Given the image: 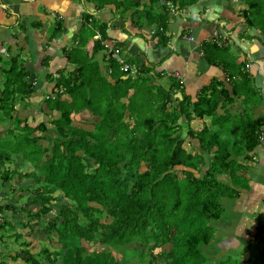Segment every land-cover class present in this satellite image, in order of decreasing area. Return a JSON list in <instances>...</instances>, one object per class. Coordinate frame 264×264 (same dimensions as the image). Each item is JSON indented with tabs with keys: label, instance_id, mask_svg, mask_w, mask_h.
<instances>
[{
	"label": "trees",
	"instance_id": "1",
	"mask_svg": "<svg viewBox=\"0 0 264 264\" xmlns=\"http://www.w3.org/2000/svg\"><path fill=\"white\" fill-rule=\"evenodd\" d=\"M199 1L96 0L93 10L126 13L131 27L139 30L137 35L147 38L154 31L151 46L163 49L170 39L169 22ZM240 1L246 7L239 15L248 28L259 26L264 39V0ZM81 16L83 32L63 51L66 65L71 67L46 77L53 82L52 97L48 94L42 99L46 112L34 125L29 124L32 111L20 113L16 107L35 88L26 78L21 59L11 56L3 69L0 186L10 188L15 183L19 192L11 198L2 192L0 245L7 244L4 241L10 235L14 241L29 235L39 247L31 252L30 240L22 239L18 244L25 248L0 253V264H119L113 251L129 253L126 246L138 253L134 264H153L155 258L161 264H264V244L250 249L245 258L234 248L218 254L205 250L219 237L216 225L225 217L224 202L238 200L249 187L241 173L248 167L240 160L250 157L264 124V116L245 114L251 110L248 105L256 104V89L242 62L227 61V44L203 42L200 57L209 65H224L229 79H211L192 98L174 80L161 91L158 113L147 115L146 110L138 109L142 106L136 110L133 105L134 94L148 97L152 91L150 67L137 68L135 77L143 73L147 80L138 82L108 55L103 59V75L94 59L102 46L91 38L95 32L105 41L114 38L106 23L92 20L88 12ZM115 41L114 46L121 44ZM130 60L137 62L134 57ZM176 92L180 98L173 97ZM236 98L239 107L234 106ZM84 109L96 116L90 130L72 124L71 115ZM216 110L220 113L215 114ZM192 119L202 126L193 130ZM48 126L54 131L53 136L48 134L50 138L46 136ZM183 142L192 150L187 151ZM22 160H28L31 169L22 170ZM26 190L27 196L22 192ZM22 196L26 204L17 205ZM18 211L25 213V220ZM11 215L18 226L27 228L24 233L6 234L13 228L6 227ZM39 232L48 239L54 233L57 245L43 242ZM247 238L251 244L264 241L263 218L254 219V232ZM139 245L147 251L135 249ZM155 248L158 251L153 253Z\"/></svg>",
	"mask_w": 264,
	"mask_h": 264
},
{
	"label": "crops",
	"instance_id": "2",
	"mask_svg": "<svg viewBox=\"0 0 264 264\" xmlns=\"http://www.w3.org/2000/svg\"><path fill=\"white\" fill-rule=\"evenodd\" d=\"M80 1V4H76L71 0H0V55L9 54L7 45L15 46L17 44L18 33L16 35V30L18 31V29L11 30L21 23V19L30 26L27 34H30L31 37L26 36L25 45L21 46L20 52H23L21 58L23 69L27 71L26 78L35 88L27 97L23 98V105L20 104L18 110L23 112L28 110L32 111V114L37 113V115L44 116L43 113L46 111L42 106L44 104L42 99L51 91L53 83L49 81L50 78L46 77L48 74L55 76L60 69L71 67V65H66L63 51L73 46L81 33V24L84 23L81 13L88 12L92 15V20L96 19L93 16L94 3L86 0ZM25 4L29 6L27 9L22 7ZM34 5L38 6V11L41 12L36 11ZM140 8H143L141 4ZM22 10L23 12L20 13ZM106 11L108 10H99L100 20L106 23L110 37L121 43L118 47L124 60L132 62L130 58L134 57L137 60V62L133 61L136 66H149L151 69L148 72V75H151L150 82L157 84L158 88L165 86L167 89L169 83H174L175 79L167 76V73L179 72L182 75L181 92L191 98L200 87L211 79L222 80L227 75L224 65H209L199 55L204 38L212 29L217 28L219 32L227 34L228 41L227 45L225 44L227 46V61L242 62L243 70L249 74L256 89L254 94L256 104L248 106L251 108L253 116H264V39L262 35L258 34L259 26L248 28L245 22H240L242 20L238 19L235 7L230 6L228 0H202V2L199 1V3L190 6L187 13L183 11L176 14L167 26L170 39L168 45L163 49L152 48L151 38L154 31L150 32L147 38H141L137 35L139 30L131 27L127 14H107ZM34 22H36V26L33 24ZM241 23L245 25L244 28L241 27L243 26ZM186 35H191L193 40H187L184 37ZM89 39L88 43L91 42ZM26 55L28 56L25 57ZM104 58L102 50L94 56L100 72L106 75ZM151 64L154 66L151 67ZM244 64H248V67L245 68ZM6 68L7 64L0 65V70ZM160 70L165 71L168 79L152 81L153 76H161L156 75ZM151 71L155 72V75ZM38 75L41 76V79H38ZM3 80L0 72V88ZM62 98H66L65 94ZM121 100L125 101V98ZM239 103L240 99L236 98L234 106L239 107ZM231 109L235 110L234 107ZM73 115L72 123L78 126L84 121L87 124L82 128L86 130H90L92 123L96 120V116L86 109L72 114L71 118ZM259 135V143L251 151L254 154L251 162L257 166L255 172L259 174V177H255V180L253 178L249 180L246 177L249 187L245 190L243 198L250 192L251 184L254 182H256L257 191H264V124L260 128ZM2 192L0 189V198ZM261 196V200H263L264 195L261 194ZM237 230L234 229L231 232L232 235L236 236L234 233ZM238 234H240V230H238Z\"/></svg>",
	"mask_w": 264,
	"mask_h": 264
},
{
	"label": "rangeland",
	"instance_id": "3",
	"mask_svg": "<svg viewBox=\"0 0 264 264\" xmlns=\"http://www.w3.org/2000/svg\"><path fill=\"white\" fill-rule=\"evenodd\" d=\"M71 1H73L76 4H80V2H81L80 0H71ZM86 1H91L94 3L96 0H86ZM228 1H229L230 6H232L233 8L235 7V11H236V13H238L237 14L239 17L238 19H240L241 18V16L239 15L240 9L242 7L245 8L246 4L242 3V1H240V0H228ZM22 7L27 9V7H29V6L27 4H25ZM33 7L36 11H38V6L34 5ZM108 9L109 8H106V9L104 8L103 10H108ZM23 10L20 13H22ZM24 11H26V10H24ZM38 12H41V11H38ZM106 13L107 14H109V13L113 14L110 10L106 11ZM99 14H100L99 11H95L93 14L94 18L100 20L101 17ZM125 14L126 13H124L123 15H125ZM21 16H23V15H21ZM241 20L242 21H240V22H244L242 18H241ZM20 21H21V23L19 25L14 26V28H12V30H11V31H13V29H18V31L16 30V35L18 33V36L16 38L17 44H15V46L14 45H7V46H9V54L0 55V61H1L0 65H4V64L6 65L9 61V59H8L9 56H14V55L18 56L19 52L22 49L21 46L25 45V38H27L26 36L28 35L31 37L30 34H27L30 26L27 24V22H24L22 19ZM34 21H36V20H34ZM35 23L36 22H34L33 24L35 25ZM242 25L243 26H241V27L244 28L245 25L244 24H242ZM80 32L82 33L83 31H80ZM141 38H142V36H141ZM20 43H21V45H20ZM34 48L36 49L35 45H34ZM22 55H23V52H20V57ZM27 56L28 55H26L25 57H27ZM140 56H142V55L140 54ZM21 61H23V60H21ZM0 72H1V78L4 79L5 77H4L3 70H0ZM151 72H152V74L155 73L153 71H151ZM165 74H166L165 71L157 72L156 75H161V76H156V77L153 76L151 79H152V81L153 80L155 81L157 79L161 80V81H165L168 79V77ZM136 75H137L136 73H133L131 75V77L133 79L135 78V80H138V82L142 81L143 83H147V80L144 79L143 73H142V76H140V77H135ZM38 79H41L40 75H38ZM148 82L150 84L152 83V82H150V79H148ZM143 85L144 84H142V86ZM152 87H153L152 91H151V93H148V97L145 95L143 96V95L134 94L135 97H134L133 108H135V107L137 108L138 105H140L142 107H138V109L146 110L147 115H150V113L151 114H157L158 113V111L156 110V107H157V104L159 103L160 98H161V94H162L161 91L166 90L165 86L164 87L161 86L160 88H158L157 84H153V83H152ZM156 87L158 88V90L156 89ZM131 93H132V90H130V93H128V95H130ZM62 97H64V95ZM20 104H21V102L17 103L16 107L20 108ZM42 106L45 108V104H42ZM138 109H136V110H138ZM127 111H129V109L125 108V114H127ZM148 111H149V113H148ZM250 111L246 110L245 114L251 115L252 110H250ZM19 112L24 113L23 111H19ZM218 113H220V112L218 110H216L215 114H218ZM23 115L24 114H22V116ZM32 115L34 116V118H33V121H31V120L29 121L30 125H32V124L34 125L35 123L40 121V119L43 118L42 115H37V113H36V116L34 114H32ZM72 119H74V115L72 116ZM131 121L132 120L130 119L129 122H131ZM203 121L205 123L209 122V117H204ZM85 124H87V123L82 121V124L81 125L78 124V126L80 128H82V127H84ZM201 126H202L201 121H196L195 119L194 120L192 119V121H190V127L193 128V130H196L198 127H201ZM208 127L211 129L213 128L210 125ZM2 129L3 128L0 127V133H2V131H3ZM182 133H184V131H182ZM48 134L50 136L54 135V131H53L52 126H48V131L46 132L47 138L49 137ZM43 136H44V134H43ZM221 137H223V135ZM49 141H50V139H49ZM39 142L42 145L47 144L44 139H39ZM182 146L185 147L187 149V151L192 150L189 147L188 143H186V142H183ZM253 155L254 154L250 153V157L248 159L245 158V159L240 160V162L242 164H244V166L246 165L248 167L245 172L244 171H242V172L240 171V172L245 177H248L249 180H252V178H253V180H255L254 179L255 177H257V178L259 177V174H257L255 172V170H257V166L251 162ZM21 162H22V164H20V165L22 167V170L26 171V170L31 169V165L28 163V160L27 161L22 160ZM13 166H14L13 163L10 164V167L13 168ZM143 169H144V166L141 164L140 170H143ZM9 183H11V185H13L12 184L13 180H11V182H9ZM10 188H11V191H10ZM10 188L8 186H3V187L0 186L1 191L5 192L9 198H11L12 196L16 195L19 192V188L17 186H15V183ZM22 192H23V195H25V196H27V194H29V190L22 191ZM261 194L264 195V191H257L256 182H254L253 184H251L250 192H248V194L246 195L245 198H243V196H244L243 195L242 197H240L238 199L239 201L227 200L224 202V209H223L222 214H224L225 217H222L223 219L220 218L218 221V224L216 225V233L219 234V237L217 238L216 243L214 245L212 244L211 246H208L205 248L207 253L218 254V252H220V251L224 252V251L229 250V248H234L236 253H241V257L245 258L247 256L248 252L250 251V249L255 250L256 248L261 247L264 244L263 240L262 241L254 240L252 242V244L247 241V239H248L247 235H249L251 237L253 232H254V219L256 217H261L264 219V199L261 200L262 199ZM25 196H22L19 200H17L18 202H16V204L17 205H22L24 203L26 204V197ZM0 199H2V196ZM230 207H232V208H230ZM17 214L21 220L22 219L25 220V216H24L25 213L24 212L18 211ZM6 221H7L6 227H9V225H13V228L9 229L6 234H11L13 231H16V232L18 231V232L24 233L27 229L26 227L22 228L21 226H18L17 223L15 222V220H12V215L8 219H6ZM31 223H32V221H31ZM234 229L240 230V234H238V230L234 233L235 235H239L238 237L231 234V232ZM6 230H7V228L4 229L5 232H6ZM39 234H40L39 236L41 237L43 242L50 243V244L52 243L53 246L57 245V243H55V241H54L55 238H53L54 233L50 234V235H52L51 239H48L43 233L39 232ZM13 239H14L13 235H10L9 238H7V240L4 241V242H7V244L3 245L4 248H3V246L0 245L1 246L0 253L15 252L18 248L24 249L25 247H21V244L20 245L18 244L22 239L23 240H30L31 244H30V246H28V248L31 252L36 251L39 247L37 240L34 238H31V236H29V235H23L22 238H19L16 241H14ZM126 247L127 248H125V249L129 253L124 251V253L122 255H120L115 250L113 251V254L116 256V259L119 262V264L137 263V259L139 257L138 253H135V251L133 249H131L132 248L131 246H126ZM135 249H137L138 251L140 250L142 252L147 251V247H145L144 245L143 246H141V245L135 246ZM152 251H153V253H156L158 251V248H155ZM222 257H224V255H222ZM19 262H22V259H20ZM41 264H43V262H41ZM44 264H54V263L46 262ZM153 264H161V260L155 258L153 261ZM162 264H165V263H162Z\"/></svg>",
	"mask_w": 264,
	"mask_h": 264
},
{
	"label": "built area",
	"instance_id": "4",
	"mask_svg": "<svg viewBox=\"0 0 264 264\" xmlns=\"http://www.w3.org/2000/svg\"><path fill=\"white\" fill-rule=\"evenodd\" d=\"M184 37L189 41L193 40V37L191 35H186ZM92 39L98 41L99 44L102 46V50L105 53V58L109 55L111 58L117 61V63L119 64V69L123 73H128L131 75L137 71V66L135 65V63L127 62L126 60H124V58L121 55L120 48L118 46H114L116 42L114 39H110L109 41L102 40L97 32H95L92 35ZM227 41H228L227 34L221 33L217 30V28H214L204 38L203 42H214L218 46H220V45H225ZM201 54H202V50L199 51V55ZM244 67L247 68L248 64H244ZM167 76L173 77L178 82L182 81V75L179 72L167 73ZM224 79L227 81L229 78L225 77ZM48 94L52 97L51 92H49ZM48 94H46L44 98H47Z\"/></svg>",
	"mask_w": 264,
	"mask_h": 264
},
{
	"label": "clouds",
	"instance_id": "5",
	"mask_svg": "<svg viewBox=\"0 0 264 264\" xmlns=\"http://www.w3.org/2000/svg\"><path fill=\"white\" fill-rule=\"evenodd\" d=\"M168 4V6L171 8L170 10H173V6L172 5H170L169 3H167ZM103 51V50H102ZM104 55H105V53H104ZM18 57L22 60V58L20 57V52H19V55H18ZM137 68H138V66H137ZM138 71V70H137ZM137 71L135 72L136 74H137ZM128 74V73H127ZM130 75V74H129ZM132 75V74H131Z\"/></svg>",
	"mask_w": 264,
	"mask_h": 264
},
{
	"label": "water",
	"instance_id": "6",
	"mask_svg": "<svg viewBox=\"0 0 264 264\" xmlns=\"http://www.w3.org/2000/svg\"><path fill=\"white\" fill-rule=\"evenodd\" d=\"M125 77V76H124ZM173 97H178V98H180V93L179 92H176L174 95H173Z\"/></svg>",
	"mask_w": 264,
	"mask_h": 264
}]
</instances>
